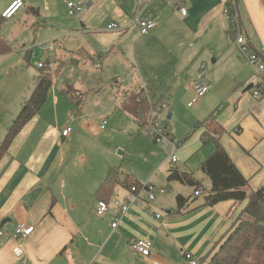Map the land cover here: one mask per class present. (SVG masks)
Returning a JSON list of instances; mask_svg holds the SVG:
<instances>
[{
    "label": "crops",
    "instance_id": "1",
    "mask_svg": "<svg viewBox=\"0 0 264 264\" xmlns=\"http://www.w3.org/2000/svg\"><path fill=\"white\" fill-rule=\"evenodd\" d=\"M13 1L0 0V14ZM68 1L83 7L70 20L59 15L60 7L68 9ZM236 1L242 34L249 47L264 57V0ZM180 2L185 14L177 8ZM136 15L154 21L155 26L145 34L139 33L138 25L131 22ZM7 19L12 25L0 28V35L11 47V51L0 54V141L31 95L41 68L59 72L62 67H80L89 60L93 64L104 62L113 69L108 71L110 82L101 78L97 83L93 72L87 75L91 82L86 85L73 82L55 88L52 79L39 112L24 124L2 156L0 264H177L172 254L175 250L184 258L185 252H190L208 261L217 242L237 222L246 200L200 206L203 199L189 204L192 200L188 196L177 193L175 207L161 200L131 206L114 228L111 224L116 208L110 204L104 215L95 214L94 208L101 199L97 189L113 169L129 170L125 174L139 182L143 178L150 181L159 170L166 171L167 180L171 167L183 172L199 169L215 145L205 125L195 129L191 126L207 118L223 125L225 132L220 142L248 178V189L264 183V88L259 98L253 96V90L262 87L260 78L235 43L223 1L23 0ZM111 22L126 28L109 30ZM29 27L33 37L27 36ZM39 36L54 44L42 46V56L47 57L37 62L39 72L34 75L29 70L32 67L25 65L35 57L32 43ZM201 63L205 64L204 79L209 91L193 101L190 80L199 75ZM119 69L121 75L117 73ZM153 80L170 92L162 98L173 104L167 118L176 117L177 105L182 101L195 106L188 125L192 129L177 150L176 162H171V154H165L148 171L140 172L123 162L119 136L130 134L134 139L144 133L121 105L140 87L150 99ZM102 84L111 88L108 96L91 94L90 90ZM67 85L82 95L79 105L75 106L63 93ZM71 112L75 117L69 119ZM103 120L106 123L101 126ZM67 125L70 132L63 135ZM167 132L171 140H181ZM148 154L157 155L158 149ZM125 174L120 175L121 180ZM149 183L156 195L160 189L166 191ZM194 191L193 188V198L198 197L200 194ZM125 193V189L117 187L113 197ZM177 195L189 201L178 207ZM158 208L169 209L156 218ZM20 222L34 229L18 239L14 230ZM139 237L151 240L149 257L129 248L128 240ZM20 241L26 252L16 255L14 249Z\"/></svg>",
    "mask_w": 264,
    "mask_h": 264
},
{
    "label": "trees",
    "instance_id": "2",
    "mask_svg": "<svg viewBox=\"0 0 264 264\" xmlns=\"http://www.w3.org/2000/svg\"><path fill=\"white\" fill-rule=\"evenodd\" d=\"M4 20L5 18L0 14V28ZM9 51H11L10 45L0 35V54ZM52 79L49 70L40 69L31 95L26 99L19 114L0 141V160L24 124L39 112L47 98ZM63 93L72 100L75 106L79 105L82 95L78 94L71 85H67ZM158 104H160L159 101L152 102L146 90L140 87L126 97L121 107L131 114L142 127L150 109ZM202 125H205L206 132L215 145V150L199 167L210 180V186L203 193V202L200 206L213 205L225 200L247 201L238 215L237 222L217 242L216 249L211 253L206 264H264V183L255 189H248V178L242 174L220 142V137L225 132L223 125L212 118H207L197 123L194 129ZM167 180H178L189 184L194 187V190H200L201 194L202 184L194 176L193 171L183 172L171 167ZM133 184L140 187V182L131 175H126L121 180L119 172L113 169L99 185L97 194L101 199L111 203L117 187L126 190L130 189ZM194 199L196 197L192 200ZM176 200L180 207L189 201V198L177 195ZM201 259H206V257Z\"/></svg>",
    "mask_w": 264,
    "mask_h": 264
},
{
    "label": "rangeland",
    "instance_id": "3",
    "mask_svg": "<svg viewBox=\"0 0 264 264\" xmlns=\"http://www.w3.org/2000/svg\"><path fill=\"white\" fill-rule=\"evenodd\" d=\"M82 6H79V9H77L76 13L74 16H70L68 14V9H66L64 11V9L62 7H60V18H64V19H71L74 18L78 12H80L82 10ZM139 10H137L138 12ZM2 25H7L10 26L12 25V23L10 21L4 20ZM26 30H22V33H25ZM108 33V32H106ZM34 35V31L32 30V28L29 27V29H27V36L33 37ZM43 37H47L46 35ZM42 36L37 37L36 41L32 43L33 45V50L35 51V57H32L30 62L27 63L25 65V68H30V71H34V75L39 72V69L37 68V62L38 61H45L47 56H42V54H44V48L42 46H47V45H52L54 44V42L52 41H42ZM100 41V40H99ZM93 42L95 43V45H97L98 47H100V44L97 40H93ZM101 45L103 44V41H100ZM101 50H103V52L105 53V49L101 48ZM51 59V58H50ZM131 62L134 60L131 56ZM100 61H96L94 64L91 63L89 60L86 62V65L82 64L80 65V67H62L61 70L59 72L56 71H51V75L53 77V84L55 85V88H59L62 85H66L67 83H75V84H82L85 83L88 84L91 82L88 81L89 80V76H87L89 73H94L95 77L97 78V83L101 80H104L103 82H110L108 80L109 77V73L108 71H111L113 69V67H107V65L104 62H100ZM98 63V64H97ZM102 63V66H101ZM107 69V70H106ZM37 71V72H36ZM120 72V69L118 70L117 73ZM119 75H121V72L119 73ZM131 79V78H129ZM88 81V82H87ZM57 82V85H56ZM124 83V82H123ZM126 84V83H124ZM84 85V84H83ZM128 86V84H126ZM151 85V95H150V99L152 102H157L159 101L160 104L165 105L164 108L160 111V113L158 114L157 118L160 122V124L163 127H166L167 131H171L173 132V134L177 136H179V139H173L172 141H168L167 144L165 146H162L161 144L157 143L155 140H153L151 138V136L144 130V128L142 127H138V125L136 124V126L138 127L139 131H142L144 133V136L142 137L141 135L137 136L136 138L133 139V137H131V135H122L119 136L120 138V142L122 144L120 150L124 151V153L121 155L122 158H124V163L128 164V165H133L135 167H137L138 171H148L154 164L157 163L158 160H160L161 158H163V156L166 154H172L174 153L176 156L178 155V149L181 147L182 143H185V135L186 133L190 130L189 128H193V124L192 126L188 127V125L190 124V120H191V109L195 106H188L187 105V101H182L180 102L177 107V115L176 117H171V118H167L166 114L168 111H170V106L173 104H171V102L169 101L168 103L166 101H164V99L162 100L163 97H168L167 94H169L170 92L163 88L161 85L157 84V82H153L151 81L150 83ZM97 88L95 90H90V92H92L91 94H93L95 97L98 98H103L104 96H108L109 93H111V88H108V85H100V86H96ZM163 90V91H162ZM161 91V92H160ZM153 92H155L156 94L153 95ZM88 93V92H87ZM160 93H165L163 95H160ZM161 99V100H160ZM190 110V112H189ZM137 123V122H136ZM195 123V122H194ZM191 128V129H192ZM177 129V133L176 130ZM153 149H158V154L157 155H149L148 153L153 150ZM118 152V151H117ZM178 159V156H177ZM180 162V160H179ZM177 162V164L179 163ZM178 166V165H177ZM119 174L120 175H124L125 173H130L129 170H126L124 168L119 167ZM194 170V176L201 182L202 184V190H201V194L196 197V199H193V186L186 184V183H182L179 182L178 180H166V171L165 170H159L157 172H155L154 177L150 180L151 183H153L154 185H156L157 188L162 187L165 188L166 191L165 193L161 194L158 193L156 195L155 200H152V203H157L159 200H161L165 205L171 204L173 205V207L176 206L175 203V196L177 193H182L185 196H188L192 201L189 203H195V202H199L203 199V193L209 188L210 186V180L209 177L207 175H205L200 169H193ZM139 179V178H138ZM140 182H146L149 181L147 178H143V179H139ZM149 181V182H150ZM121 191V189H120ZM122 198V195L119 196V199ZM169 208H158V212L160 215H165L166 211ZM174 251V250H173ZM180 251V250H179ZM177 251L175 250L172 254H173V258L175 260V262L177 264H188L187 260L184 258L182 252H180V254L176 253ZM194 260L196 261V264H205L207 260H202L200 259V257H194Z\"/></svg>",
    "mask_w": 264,
    "mask_h": 264
},
{
    "label": "built area",
    "instance_id": "4",
    "mask_svg": "<svg viewBox=\"0 0 264 264\" xmlns=\"http://www.w3.org/2000/svg\"><path fill=\"white\" fill-rule=\"evenodd\" d=\"M223 1V10L227 14V19L229 22V30L232 33L235 43L238 46V49L242 52V54L246 57L248 63L250 64L252 71L259 76L260 83L262 87L253 90V96L255 98H259L262 90L264 88V57L256 52L255 50L251 49L246 42L244 35L242 34V26L240 22V14L237 6L236 0H222ZM23 4V0H14L2 13V17L10 18L14 15L15 11ZM68 14L70 16H74L79 6L73 2L68 1ZM177 8L180 10L182 14H185V7L180 2L177 5ZM131 22L136 23L139 28V33L145 34L149 30H151L155 26V22L152 20H145L139 18L137 15L132 17ZM107 28L109 30L115 31H123L126 26H122L116 22H111L108 24ZM34 52H32V55ZM42 63H39L38 66H42ZM205 75V64L201 63L200 65V72L197 77L191 78L190 82L194 91V99L195 101L197 98L205 95L209 91V84L204 79ZM192 101V102H193ZM191 104V102L189 103ZM165 105L158 104L152 107L146 117L144 125L142 128L151 136L153 140L157 143L165 146L168 141H172L170 135L168 134L166 127H163L157 116L160 111L164 108ZM75 117L73 112L70 113L69 119ZM106 123L103 120L102 125ZM71 127L67 125L62 130L63 135H67L70 132ZM206 140L207 137H204ZM171 162H176V155L172 153L170 155ZM126 193L122 196L121 199L117 196L111 203L103 199H99L97 204L94 208V213L97 215H104L109 209L110 204L116 208V215L113 217V222L111 226L114 228L116 227L119 218L124 215L131 206H141L145 202L152 201L156 197L155 188L149 182H140V187L138 188L136 184H133L130 189L125 190ZM161 193L164 192V189L159 190ZM194 194H200V190H195ZM156 218L160 217L159 213L155 214ZM34 227L32 225H28L24 222H20L16 225L14 230V236L16 238H25L28 236ZM128 246L131 250L138 252L144 257H149L151 255V247L152 242L147 237H139V238H130L128 240ZM16 255H22L26 252L25 245L22 241L17 243L14 249ZM185 258L189 261L190 264H196L194 257L190 252H185Z\"/></svg>",
    "mask_w": 264,
    "mask_h": 264
}]
</instances>
